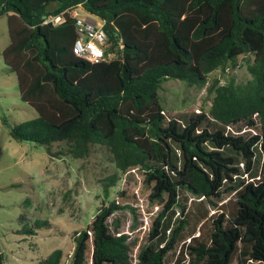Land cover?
I'll list each match as a JSON object with an SVG mask.
<instances>
[{
	"label": "trees",
	"instance_id": "trees-1",
	"mask_svg": "<svg viewBox=\"0 0 264 264\" xmlns=\"http://www.w3.org/2000/svg\"><path fill=\"white\" fill-rule=\"evenodd\" d=\"M53 1L57 8L46 12ZM78 3L104 20L111 58L91 63L75 56L74 18L42 23ZM0 16L9 34L3 61L15 73L21 100L37 113L15 124L10 136L47 151L62 144L74 159L103 147L119 172L140 170L149 200L163 204L135 262L128 235L118 222L108 224L124 207L110 200L74 232L70 264H166L187 225L184 217L171 223L184 191L213 207L227 193L234 200L208 218L205 210L197 221L209 219L208 233L191 232L170 264H264V166L257 168L264 157V0H0ZM241 55L252 57L249 80L216 77L206 110L183 120L165 115L158 94L164 80L203 86ZM107 179L106 186L114 185L117 176ZM62 258L55 249L34 264Z\"/></svg>",
	"mask_w": 264,
	"mask_h": 264
},
{
	"label": "rangeland",
	"instance_id": "rangeland-1",
	"mask_svg": "<svg viewBox=\"0 0 264 264\" xmlns=\"http://www.w3.org/2000/svg\"><path fill=\"white\" fill-rule=\"evenodd\" d=\"M8 42L7 20L0 16V250L4 264H34L55 249L63 251L60 264H70L74 232L86 228L97 209L110 200L124 207L109 217L108 224L113 228L118 222V230L128 235L130 255L135 262L140 247L147 241L148 228L163 204L149 200L150 188L140 170L119 172L103 147L92 146L86 158L74 159L62 144H53L47 151L44 146L18 142L10 136L15 124L36 117L37 113L21 100L15 73L3 61L1 51ZM251 59L250 55L239 56L234 68L211 72L203 86H189L179 79L164 80L158 94L165 115L183 120L192 112L206 110L211 101L207 89L213 79L219 78L220 83L231 78L235 83L246 82L251 78L247 68ZM263 166L261 154L258 171ZM112 175L117 176L116 183L106 186L108 176ZM179 195L171 223L175 225L184 217L187 225L175 250L166 255V264L180 255V247L189 241L191 232H202L201 236L208 233L209 219L197 221L205 210L208 218L231 209L234 200L227 193L213 207L194 201L195 197L186 191ZM181 206L185 207L184 214ZM169 215L167 211L164 218ZM170 233L166 231V235Z\"/></svg>",
	"mask_w": 264,
	"mask_h": 264
},
{
	"label": "built area",
	"instance_id": "built-area-1",
	"mask_svg": "<svg viewBox=\"0 0 264 264\" xmlns=\"http://www.w3.org/2000/svg\"><path fill=\"white\" fill-rule=\"evenodd\" d=\"M80 12H83L85 16H81ZM66 15L74 18L76 38L72 50L75 56L91 63L112 57L110 53L105 55L107 34L104 29V20L85 11L82 3L58 13L47 14L43 17L42 23L56 26L65 21Z\"/></svg>",
	"mask_w": 264,
	"mask_h": 264
},
{
	"label": "water",
	"instance_id": "water-1",
	"mask_svg": "<svg viewBox=\"0 0 264 264\" xmlns=\"http://www.w3.org/2000/svg\"><path fill=\"white\" fill-rule=\"evenodd\" d=\"M56 8H57V2H56V1H53V2H50V3L46 6L45 10H46V12H52V11H54Z\"/></svg>",
	"mask_w": 264,
	"mask_h": 264
},
{
	"label": "crops",
	"instance_id": "crops-1",
	"mask_svg": "<svg viewBox=\"0 0 264 264\" xmlns=\"http://www.w3.org/2000/svg\"><path fill=\"white\" fill-rule=\"evenodd\" d=\"M3 49H4V48H3ZM3 49H2V50H3ZM1 52H2V51H1Z\"/></svg>",
	"mask_w": 264,
	"mask_h": 264
}]
</instances>
